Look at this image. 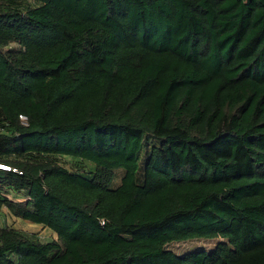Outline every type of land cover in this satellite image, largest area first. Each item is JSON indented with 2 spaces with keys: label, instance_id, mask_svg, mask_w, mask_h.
<instances>
[{
  "label": "trees",
  "instance_id": "16d2710c",
  "mask_svg": "<svg viewBox=\"0 0 264 264\" xmlns=\"http://www.w3.org/2000/svg\"><path fill=\"white\" fill-rule=\"evenodd\" d=\"M0 166V264H264V0H0Z\"/></svg>",
  "mask_w": 264,
  "mask_h": 264
},
{
  "label": "rangeland",
  "instance_id": "374dc122",
  "mask_svg": "<svg viewBox=\"0 0 264 264\" xmlns=\"http://www.w3.org/2000/svg\"><path fill=\"white\" fill-rule=\"evenodd\" d=\"M66 166H74L76 162H72L70 160H67L64 162ZM120 177V173H117L114 183H118ZM6 212V210L4 209ZM8 218H5V217ZM3 222L12 225L14 228L22 230L27 233H32L36 234L39 238L40 241L42 242H50L54 239H56V235L51 232L50 230L40 226V225H35L32 223H24L21 220L17 219H11L7 214L3 215ZM215 241H191V242H185V243H176L170 246L171 249H173L177 254H183L189 251H194V250H205V251H210L213 249L215 245Z\"/></svg>",
  "mask_w": 264,
  "mask_h": 264
},
{
  "label": "built area",
  "instance_id": "2783aa9c",
  "mask_svg": "<svg viewBox=\"0 0 264 264\" xmlns=\"http://www.w3.org/2000/svg\"><path fill=\"white\" fill-rule=\"evenodd\" d=\"M19 119L21 120V123L23 124V125H27V119H26V117L25 116H19ZM1 168H3L2 166H0ZM1 221H3V220H1Z\"/></svg>",
  "mask_w": 264,
  "mask_h": 264
},
{
  "label": "crops",
  "instance_id": "0c3cea01",
  "mask_svg": "<svg viewBox=\"0 0 264 264\" xmlns=\"http://www.w3.org/2000/svg\"><path fill=\"white\" fill-rule=\"evenodd\" d=\"M4 214H7L11 219H16V218H14V217H12L7 211L5 212L4 211ZM5 218H8L7 216L5 217ZM9 219V218H8ZM18 221L20 220V219H17ZM22 221V220H21ZM24 223L26 222V223H29V222H27V221H23Z\"/></svg>",
  "mask_w": 264,
  "mask_h": 264
},
{
  "label": "water",
  "instance_id": "95a60500",
  "mask_svg": "<svg viewBox=\"0 0 264 264\" xmlns=\"http://www.w3.org/2000/svg\"><path fill=\"white\" fill-rule=\"evenodd\" d=\"M4 169L8 170L7 168H4Z\"/></svg>",
  "mask_w": 264,
  "mask_h": 264
}]
</instances>
